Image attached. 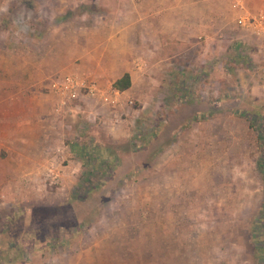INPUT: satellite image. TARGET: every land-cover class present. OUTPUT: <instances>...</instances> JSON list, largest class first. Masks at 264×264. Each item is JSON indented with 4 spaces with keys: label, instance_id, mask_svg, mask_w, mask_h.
Listing matches in <instances>:
<instances>
[{
    "label": "rangeland",
    "instance_id": "374dc122",
    "mask_svg": "<svg viewBox=\"0 0 264 264\" xmlns=\"http://www.w3.org/2000/svg\"><path fill=\"white\" fill-rule=\"evenodd\" d=\"M96 4L0 0V264H264L262 36L170 60L137 118L131 99L54 122L51 80ZM73 143L120 161L92 169Z\"/></svg>",
    "mask_w": 264,
    "mask_h": 264
},
{
    "label": "crops",
    "instance_id": "0c3cea01",
    "mask_svg": "<svg viewBox=\"0 0 264 264\" xmlns=\"http://www.w3.org/2000/svg\"><path fill=\"white\" fill-rule=\"evenodd\" d=\"M96 3L95 8L88 7L78 17L83 20L81 30L70 38L73 42L69 53L71 58L78 59L77 64L71 65L72 73L97 82L101 94L91 101L89 108L91 111L93 103L96 104L95 111H91L94 116L104 115L105 111L116 116L122 108L131 107L126 102L138 100L142 105L127 109L131 120L139 116L148 94L147 104L152 101L154 95L147 90L157 87L155 82L159 86L154 74L170 60L181 70L185 66L184 56L191 48L205 54L221 53L228 48L221 45L223 40L234 36L248 40L249 33L245 30L250 24L241 20L264 15V0H96ZM252 28L264 32V27ZM124 74L129 75L130 86L119 91L113 83ZM110 88L117 94L109 93ZM55 104L52 116L54 122H60L62 115L55 111ZM132 145L141 148L138 143Z\"/></svg>",
    "mask_w": 264,
    "mask_h": 264
},
{
    "label": "built area",
    "instance_id": "2783aa9c",
    "mask_svg": "<svg viewBox=\"0 0 264 264\" xmlns=\"http://www.w3.org/2000/svg\"><path fill=\"white\" fill-rule=\"evenodd\" d=\"M244 19L241 20V23L246 21L247 24H252L254 28L256 26L264 27V15L253 17L252 22H250L249 18ZM257 34H260L264 40V32ZM51 91L57 98L55 111L58 113L64 108H71L72 105L74 107L83 104L87 105L101 94L100 88L95 80L74 73H67L61 77L53 78L51 80ZM109 93L117 94L113 88L109 89ZM106 100L108 101V98Z\"/></svg>",
    "mask_w": 264,
    "mask_h": 264
},
{
    "label": "trees",
    "instance_id": "16d2710c",
    "mask_svg": "<svg viewBox=\"0 0 264 264\" xmlns=\"http://www.w3.org/2000/svg\"><path fill=\"white\" fill-rule=\"evenodd\" d=\"M129 86L130 80L128 74H124L113 83V87L119 91L125 90ZM249 126H252L250 121ZM71 149L74 153L79 154L84 165H88L92 169L96 168V166H99L101 163H104V165L108 167V165L115 166L119 162L118 155L112 151L107 153V148L104 146L101 148L102 151H100V148L92 149V147L78 146L73 143ZM263 168L264 167H262V169Z\"/></svg>",
    "mask_w": 264,
    "mask_h": 264
}]
</instances>
